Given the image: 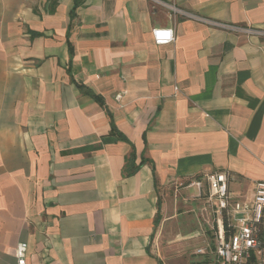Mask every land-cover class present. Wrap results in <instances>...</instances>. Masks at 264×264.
<instances>
[{
  "label": "crops",
  "instance_id": "crops-1",
  "mask_svg": "<svg viewBox=\"0 0 264 264\" xmlns=\"http://www.w3.org/2000/svg\"><path fill=\"white\" fill-rule=\"evenodd\" d=\"M164 1L264 27V0ZM221 169L241 201L264 179V37L152 0H0V264L20 243L27 264H215L191 181Z\"/></svg>",
  "mask_w": 264,
  "mask_h": 264
},
{
  "label": "built area",
  "instance_id": "built-area-1",
  "mask_svg": "<svg viewBox=\"0 0 264 264\" xmlns=\"http://www.w3.org/2000/svg\"><path fill=\"white\" fill-rule=\"evenodd\" d=\"M165 5L173 17L182 15L211 27L245 34L249 37H264V27L234 24L216 20L178 7L164 0H152ZM156 44H170L175 40L173 27L152 29ZM119 96V95H118ZM233 175L221 169L207 172L191 181L204 196L201 218L212 232V254L215 264H264V179L255 183L254 195L250 201H241L230 191ZM27 247L20 243L17 248L18 264H27ZM206 247L198 253H205Z\"/></svg>",
  "mask_w": 264,
  "mask_h": 264
}]
</instances>
